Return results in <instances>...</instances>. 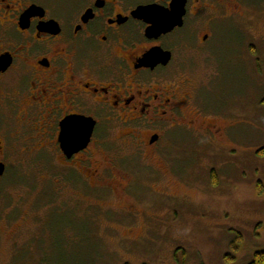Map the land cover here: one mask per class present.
I'll list each match as a JSON object with an SVG mask.
<instances>
[{
    "label": "rangeland",
    "instance_id": "374dc122",
    "mask_svg": "<svg viewBox=\"0 0 264 264\" xmlns=\"http://www.w3.org/2000/svg\"><path fill=\"white\" fill-rule=\"evenodd\" d=\"M224 14L204 13L220 32L187 77L206 86V119L236 125V147L208 156L179 131L153 171L120 130L76 165L21 134L0 180V264H250L264 252V0Z\"/></svg>",
    "mask_w": 264,
    "mask_h": 264
},
{
    "label": "flooded vegetation",
    "instance_id": "af4514ba",
    "mask_svg": "<svg viewBox=\"0 0 264 264\" xmlns=\"http://www.w3.org/2000/svg\"><path fill=\"white\" fill-rule=\"evenodd\" d=\"M172 2L0 0V180L14 149L9 141L21 134H35L28 142L40 135L76 165L92 148L112 146L109 135L120 130L153 171L152 156L165 160L179 131L200 137L208 156L213 147H236L228 137L236 125L206 119L216 116L199 106L206 86L187 76L209 57L219 31L204 13L216 8L225 18L239 0H184L180 19ZM149 6L162 20L137 13ZM155 22L161 30L148 33ZM157 173L181 182L169 166ZM207 173L216 185L215 171Z\"/></svg>",
    "mask_w": 264,
    "mask_h": 264
},
{
    "label": "water",
    "instance_id": "95a60500",
    "mask_svg": "<svg viewBox=\"0 0 264 264\" xmlns=\"http://www.w3.org/2000/svg\"><path fill=\"white\" fill-rule=\"evenodd\" d=\"M183 7H184V0H173V2H172V12H171V14L173 15V17L180 19V16L182 14L181 13V10H182ZM137 13L138 14H142V15H148V16L154 15L155 16L154 18L157 17V19L159 21L162 20V17L159 15V13L157 11H154L151 6L144 7V8H140L137 11ZM155 23L156 24L152 28H150V30H149L148 33H150V32L152 33L153 31H160L161 30L160 24H157V22H155ZM90 134H91V131H88L87 132V139L83 142L84 145L88 143ZM61 136H63V133L61 134ZM78 150L79 149H63V151L65 153L77 152ZM3 172H4V167L2 165H0V176L3 175Z\"/></svg>",
    "mask_w": 264,
    "mask_h": 264
},
{
    "label": "trees",
    "instance_id": "16d2710c",
    "mask_svg": "<svg viewBox=\"0 0 264 264\" xmlns=\"http://www.w3.org/2000/svg\"><path fill=\"white\" fill-rule=\"evenodd\" d=\"M262 103L264 104V99ZM250 264H264V252L256 253Z\"/></svg>",
    "mask_w": 264,
    "mask_h": 264
}]
</instances>
